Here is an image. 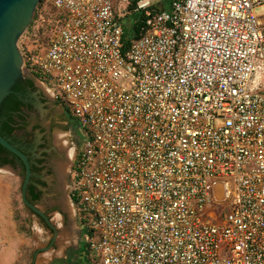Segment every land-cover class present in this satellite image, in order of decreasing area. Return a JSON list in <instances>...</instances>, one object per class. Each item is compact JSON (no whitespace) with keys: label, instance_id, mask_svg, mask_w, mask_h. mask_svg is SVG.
<instances>
[{"label":"built area","instance_id":"built-area-1","mask_svg":"<svg viewBox=\"0 0 264 264\" xmlns=\"http://www.w3.org/2000/svg\"><path fill=\"white\" fill-rule=\"evenodd\" d=\"M46 1L52 24L40 14L18 48L81 128L86 250L101 264H264V0H139L125 52L128 0Z\"/></svg>","mask_w":264,"mask_h":264},{"label":"flooded vegetation","instance_id":"flooded-vegetation-1","mask_svg":"<svg viewBox=\"0 0 264 264\" xmlns=\"http://www.w3.org/2000/svg\"><path fill=\"white\" fill-rule=\"evenodd\" d=\"M32 29V26H31ZM12 104L0 107V135L21 152L24 162L3 148L0 168L3 175L16 182L15 196L19 213L26 223L33 244V255H44L48 264H70L79 253L83 236L76 216L70 218L66 208L67 196L73 204L72 173L80 140L77 127L68 121L66 114L54 99L52 90L43 81L32 76H23L16 84ZM10 94V95H11ZM57 116L64 122L65 150L56 147L54 136ZM69 117V116H68ZM67 133V134H66ZM56 162L64 164L61 174L56 171ZM68 186V188H67ZM9 193V187L7 189ZM64 230L72 231L65 243L60 242ZM36 238L40 247H36Z\"/></svg>","mask_w":264,"mask_h":264},{"label":"rangeland","instance_id":"rangeland-1","mask_svg":"<svg viewBox=\"0 0 264 264\" xmlns=\"http://www.w3.org/2000/svg\"><path fill=\"white\" fill-rule=\"evenodd\" d=\"M154 8L156 10H169L170 7V0H154L153 2ZM43 11H45L48 14V17L46 18L44 16L45 21L50 20L51 15V9L48 2L45 0V3L43 4ZM36 12V11H35ZM259 13H263L264 10H259ZM121 16V22L124 24H130V21L127 19L125 20V15L129 16V12H122ZM140 13H135L131 16L130 20L132 21L134 18H137ZM44 15V14H43ZM37 21V20H35ZM34 26L35 22H33L32 29L28 30L25 34V37L21 39V41L25 40L28 36H31L34 34ZM31 28V27H30ZM29 32V33H28ZM19 43V42H18ZM20 46L22 48V44L20 43ZM50 89L55 91L56 85L51 84ZM66 115L69 122L73 123L77 127L80 145L82 141V133L81 128L78 124V122L71 116ZM55 129H54V136L56 138L57 134L60 133V131H65V125L64 122L60 120V118L57 116L55 119ZM67 134V133H66ZM3 171V170H2ZM0 184L2 187L5 185L7 188L9 187L11 194L8 190L0 189V258L2 257L3 260L11 261V257L13 254L18 253L19 259L16 264H31L32 260V254H33V244L32 239L30 235V231L26 225V223L22 220L21 223V216H20V209L19 204L16 201L15 196V189H16V182L13 179H9L6 176L3 175V173L0 171ZM16 235V237L14 236ZM36 247L39 248V239L36 238ZM21 245V247H20ZM84 243L79 251L78 254H76L73 259L69 262L70 264H101V261L99 259L98 254L94 251H84ZM7 251L8 254H5ZM49 259L46 258L44 255H39L36 258L35 264H48Z\"/></svg>","mask_w":264,"mask_h":264},{"label":"water","instance_id":"water-1","mask_svg":"<svg viewBox=\"0 0 264 264\" xmlns=\"http://www.w3.org/2000/svg\"><path fill=\"white\" fill-rule=\"evenodd\" d=\"M41 0H0V107L12 93V88L25 75L32 74L23 67V60L18 48L21 36L30 27L36 8ZM0 146L19 157L28 167L26 157L0 136ZM74 160L67 169L73 165ZM3 169L0 168V171ZM68 188V186H67ZM65 202L71 219L75 216L74 205L67 196ZM37 252L31 264H35Z\"/></svg>","mask_w":264,"mask_h":264},{"label":"trees","instance_id":"trees-1","mask_svg":"<svg viewBox=\"0 0 264 264\" xmlns=\"http://www.w3.org/2000/svg\"><path fill=\"white\" fill-rule=\"evenodd\" d=\"M138 1L139 0H128L127 6H126V12H129L130 15L129 16L125 15L124 18H125V20L128 19L130 21V24H126V22L124 24H122L123 33H122L121 41H122V51L123 52H125L127 50L128 45L132 39H137L140 37L142 27L144 26V21H145L144 13H140L137 18H134V20H133V17H132V21L130 20L131 16L135 14L134 10L136 9V4ZM44 3H45V0L40 1L38 7L36 8V12L34 13L33 20H32L30 27L33 26V22L35 20L39 19L40 14H44V16L46 18L48 17V14L45 11H43V7H44L43 4ZM152 10H154V12H155L156 9L152 8ZM52 21H53V18L50 15V20L47 22L45 21V27H48L50 24H52ZM30 27H29V29L31 30ZM32 74L35 77H37L38 79L43 80L41 75H39L38 73L32 72ZM14 89H16V87L12 88V92H14ZM14 100H15V96L13 94H11L2 102L1 105H3V107L5 105L9 106L10 104L13 103ZM1 151H2V147H0V154H1ZM83 249H84V251L87 252L85 246Z\"/></svg>","mask_w":264,"mask_h":264},{"label":"bare ground","instance_id":"bare-ground-1","mask_svg":"<svg viewBox=\"0 0 264 264\" xmlns=\"http://www.w3.org/2000/svg\"><path fill=\"white\" fill-rule=\"evenodd\" d=\"M58 135V134H57ZM64 137L63 136H56L55 138V143H56V147L58 150H60L61 152H63L65 150V142H64ZM55 169L56 171L59 173V175L61 174V171L64 168V164L61 162H56L55 164ZM72 236V231L69 230H64L62 232V237H61V241L62 243H65L66 241H68L70 239V237Z\"/></svg>","mask_w":264,"mask_h":264},{"label":"crops","instance_id":"crops-1","mask_svg":"<svg viewBox=\"0 0 264 264\" xmlns=\"http://www.w3.org/2000/svg\"><path fill=\"white\" fill-rule=\"evenodd\" d=\"M8 189L7 186L5 185V187L0 184V189ZM16 237V235H14ZM21 247V245H20ZM5 254H8L7 251L5 252ZM19 259L18 253L16 252L15 255L13 254V256L11 257V261H7V260H3L2 257L0 258V264H16L17 261Z\"/></svg>","mask_w":264,"mask_h":264}]
</instances>
